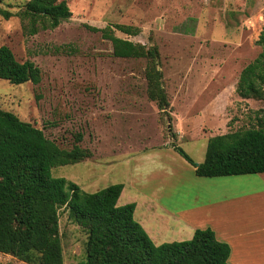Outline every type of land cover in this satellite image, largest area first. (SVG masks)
I'll use <instances>...</instances> for the list:
<instances>
[{
  "label": "rangeland",
  "instance_id": "374dc122",
  "mask_svg": "<svg viewBox=\"0 0 264 264\" xmlns=\"http://www.w3.org/2000/svg\"><path fill=\"white\" fill-rule=\"evenodd\" d=\"M26 1L0 0V9L14 13ZM65 1L71 16L32 35L16 15L0 13V45L40 69L36 84L0 79V109L40 128L62 148L77 144L89 151L76 163L53 167V176L88 193L122 183L117 204L137 206L134 218L155 245L189 239L182 214L196 201L245 198L264 189L258 174L196 176L172 146L199 163L210 136L264 119V100L243 98L235 90L241 69L260 51L264 0ZM114 24L139 30L129 35L115 29L116 36L157 47L168 107L159 109L147 96L144 58L112 56L110 42L86 27ZM148 199L180 213L173 214L178 219L144 209ZM239 208L263 211L264 196L244 199ZM252 217L239 216L242 231ZM59 232L63 264H84L87 233L64 207ZM0 264L31 263L0 252Z\"/></svg>",
  "mask_w": 264,
  "mask_h": 264
},
{
  "label": "trees",
  "instance_id": "16d2710c",
  "mask_svg": "<svg viewBox=\"0 0 264 264\" xmlns=\"http://www.w3.org/2000/svg\"><path fill=\"white\" fill-rule=\"evenodd\" d=\"M0 13L5 18L16 15L30 35L39 29H53L71 16L65 0H27L14 13L4 9ZM86 27L110 42L112 56L144 58L147 96L159 109L168 107L157 47L114 33L116 29L135 35L139 31L136 26ZM256 43L260 51L241 69L235 90L243 98L264 100V26ZM0 79L36 84L40 69L31 60H18L3 44ZM258 120L255 126L210 136L199 163L180 146H172L199 177L262 173L264 119ZM88 156L87 149L77 144L62 148L40 128L0 109V252L31 264H63L59 208L64 207L68 218L87 233L84 264H230V246L210 227L195 229L189 239L155 245L134 218L135 204H117L122 183L88 193L64 177L52 175L53 167Z\"/></svg>",
  "mask_w": 264,
  "mask_h": 264
},
{
  "label": "crops",
  "instance_id": "0c3cea01",
  "mask_svg": "<svg viewBox=\"0 0 264 264\" xmlns=\"http://www.w3.org/2000/svg\"><path fill=\"white\" fill-rule=\"evenodd\" d=\"M255 174L260 176L259 180L264 184V172ZM200 195L203 196L201 193ZM260 196H264V189L249 193L245 198L237 197L236 194L231 197L218 195L213 200L204 197L203 201H196L197 204L184 209L182 214L184 225L188 228L187 238L192 236L195 229L210 227L211 225L210 228L215 232L216 237L230 246V264H264V210L255 211L239 208V203L242 200L247 198L254 200ZM195 199H199L197 194H195ZM146 201L150 203L146 204L144 209H150L153 214H158V217L168 219L169 216L171 220L178 219L173 214L180 213L153 204L152 199ZM135 208H137L136 205ZM241 214L253 215L251 222L247 224H251L248 230L242 231L240 229L242 222L239 216ZM203 216H207L204 220L205 223L202 221ZM179 217L181 218L180 215Z\"/></svg>",
  "mask_w": 264,
  "mask_h": 264
}]
</instances>
